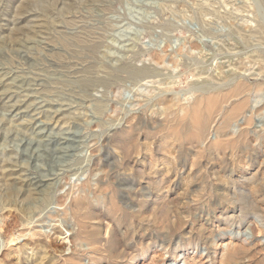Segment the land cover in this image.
Returning <instances> with one entry per match:
<instances>
[{
  "label": "rangeland",
  "instance_id": "rangeland-1",
  "mask_svg": "<svg viewBox=\"0 0 264 264\" xmlns=\"http://www.w3.org/2000/svg\"><path fill=\"white\" fill-rule=\"evenodd\" d=\"M0 73V264H264V0H0Z\"/></svg>",
  "mask_w": 264,
  "mask_h": 264
},
{
  "label": "bare ground",
  "instance_id": "bare-ground-1",
  "mask_svg": "<svg viewBox=\"0 0 264 264\" xmlns=\"http://www.w3.org/2000/svg\"><path fill=\"white\" fill-rule=\"evenodd\" d=\"M1 71H2V70H1ZM1 73H3V72H1ZM1 73H0V74H1ZM2 76H4V74H3ZM0 80H1V79H0ZM3 80H4V79H3ZM17 81H18V80H17ZM19 81H20V80H19ZM0 83H1V81H0ZM3 83H4V81H3ZM3 83H2V84H3ZM4 84H5V83H4ZM18 84H19V83H18ZM2 86H3V85H2ZM8 87H9V86H8ZM2 88H4V87H2ZM12 89H13V87H12ZM1 90H2V89H1ZM5 90H6V89H5ZM7 90H9V89H7ZM12 92H13V91H12ZM58 154H59V153H58ZM58 157H59V156H58Z\"/></svg>",
  "mask_w": 264,
  "mask_h": 264
}]
</instances>
